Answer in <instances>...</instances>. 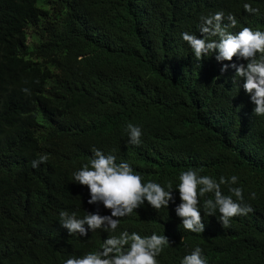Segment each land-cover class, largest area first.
<instances>
[{
    "label": "trees",
    "instance_id": "1",
    "mask_svg": "<svg viewBox=\"0 0 264 264\" xmlns=\"http://www.w3.org/2000/svg\"><path fill=\"white\" fill-rule=\"evenodd\" d=\"M35 1L0 0V264H64L122 231L167 236L159 264H181L196 247L208 264H264V116L253 115L243 79L233 84L235 69L221 73L247 61L217 62L215 52L196 61L181 38H202L201 17L217 11L235 16L236 32L264 31V0ZM245 3L260 13H246ZM43 5L64 16L61 25ZM28 26L38 38L29 49ZM128 123L141 127L139 145L128 143ZM93 148L128 162L144 182L165 190L171 182L175 203L145 202L115 232L70 235L61 210L111 215L74 182ZM42 154L47 162L32 168ZM190 168L217 182L236 175L232 186L254 212L228 228L219 214L205 215L201 234L184 230L175 189ZM212 196L200 198L202 216Z\"/></svg>",
    "mask_w": 264,
    "mask_h": 264
},
{
    "label": "clouds",
    "instance_id": "2",
    "mask_svg": "<svg viewBox=\"0 0 264 264\" xmlns=\"http://www.w3.org/2000/svg\"><path fill=\"white\" fill-rule=\"evenodd\" d=\"M39 4L41 6V0ZM42 9L47 11L48 18H53L58 25L62 24L61 18L64 16L59 12H52L45 5ZM243 9L252 15L260 13V9L252 7L251 3H245ZM236 25L234 15L217 11L201 17L199 33L202 38L187 31L181 34V38L189 46L196 61L209 57L214 52L217 62H231L234 57L247 61L246 65L225 64L221 73L227 71L228 67L235 69L233 84L243 79V90L255 106L253 115L264 116V31L242 27L236 32ZM27 30L31 31L34 41L38 42L33 28L28 26L25 29L26 34ZM27 47L29 49L31 45ZM23 91L28 93L29 89ZM125 132L128 143H141L143 133L140 126L128 123ZM91 151L89 162L73 173L74 182L87 187L90 196L88 204L102 203L105 209L110 210L111 215L102 216L97 211L84 213L82 218H77L76 213L70 214L61 210L60 226L67 229L70 235L79 234L84 237L89 231L97 230L115 232L120 219L131 215L145 202L154 210L168 208L170 202L175 203L171 182L167 185L168 190L157 182H144V178L128 162L117 163L114 155H105L95 148ZM48 158L47 154L40 155L31 162L32 168L39 167ZM200 171L202 169L190 168L181 171L178 177L179 183L175 191L179 193L180 203L174 211L181 219L184 230L201 234L205 229V215L209 217L219 214L218 222L228 228L234 217L247 216L254 212L253 207L244 200L243 189L232 186L238 182L236 175L230 178L221 176L217 182L211 176L200 175ZM221 185H228L229 195L224 194ZM209 193L213 196L204 200L202 216L200 198ZM255 196L256 193L252 192L250 199H255ZM172 243L165 235L153 233L150 236H141L136 232L130 234L122 231L119 235L108 236L101 251L88 252L80 257L70 256L64 264H159L157 257L165 247H171ZM181 264H208V261L202 254V249L196 247L183 257Z\"/></svg>",
    "mask_w": 264,
    "mask_h": 264
},
{
    "label": "rangeland",
    "instance_id": "3",
    "mask_svg": "<svg viewBox=\"0 0 264 264\" xmlns=\"http://www.w3.org/2000/svg\"><path fill=\"white\" fill-rule=\"evenodd\" d=\"M39 1L40 0H36L35 1V5L36 6H40ZM26 32H27V34H26V44L29 45V46L30 45L32 46L34 44V42H35L34 38H33L32 34H31L30 30H27Z\"/></svg>",
    "mask_w": 264,
    "mask_h": 264
}]
</instances>
